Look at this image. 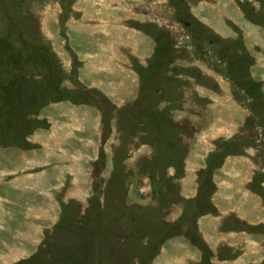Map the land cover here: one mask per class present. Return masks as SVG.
Masks as SVG:
<instances>
[{
	"label": "rangeland",
	"instance_id": "rangeland-1",
	"mask_svg": "<svg viewBox=\"0 0 264 264\" xmlns=\"http://www.w3.org/2000/svg\"><path fill=\"white\" fill-rule=\"evenodd\" d=\"M3 158L61 212L19 264H264V0H0Z\"/></svg>",
	"mask_w": 264,
	"mask_h": 264
},
{
	"label": "crops",
	"instance_id": "crops-1",
	"mask_svg": "<svg viewBox=\"0 0 264 264\" xmlns=\"http://www.w3.org/2000/svg\"><path fill=\"white\" fill-rule=\"evenodd\" d=\"M15 150H17L18 153L21 155L25 153L23 149H15ZM2 151L7 152L6 149H3ZM23 158L25 159L24 161V165H25L27 164V158L25 157ZM33 160H37V161H32L34 163L38 162V159L36 158H34ZM243 160L246 162L248 161V158L247 160L246 158H243ZM243 160L242 158H239L237 156L236 164L242 169L241 173L238 170V166L237 167L231 166L232 169L227 175H224V173L222 174L224 176V179L225 178L228 179L226 184L223 183L221 185L222 189L218 193V196L221 198V200L224 203V207H222L223 213H227L228 212L227 210H230L233 207L231 201L232 199L234 198L238 199L240 203L242 202V206H243L245 204V201L247 200L246 198L251 196L248 194L247 191L241 189L243 182L245 180L244 178L245 176L248 175L247 174L248 166L243 163ZM13 162H14V166H12ZM12 163L10 162V159L5 160V158H3L0 160V179L2 178L1 180L3 181V184L12 183L11 182L12 180L8 176L10 173L9 171L10 165L14 167L12 172H15L17 169L20 168L19 165H16L17 163L15 162V160L12 161ZM28 166H33V163L28 162ZM18 171H16L15 173H17ZM31 174L33 173H28V177H30ZM35 176L39 180V184H42L43 183L42 177L44 175L37 174ZM19 177L21 176L15 174L11 178L14 179ZM25 177H27V174ZM25 180L28 183V180L27 179ZM230 181H232V183H230ZM237 182H241L239 183L238 187L236 184ZM15 183L22 185V179L15 181ZM71 183L74 184L73 182ZM43 192H45L44 187L40 186V188L39 187L36 188L35 193L40 195L42 194V196L48 201L40 203L38 205L33 202V204L27 206L28 213H26L27 215L26 219L21 220L19 218L18 212L14 210L13 208L14 206L11 205L14 204V202L12 201L8 203L10 206L5 208L2 207L0 208V240L2 242V248H0V264H19L20 262L23 263L28 259L34 258L39 252L41 245L43 244V241L48 236V233L49 232L52 233V231L54 230V228H52L51 226L55 225V223L59 221L61 212L57 209L56 206H54L57 202H55L53 198L50 199L46 198L47 196ZM72 194H74V192L71 189V195ZM256 203H257L256 205L251 204V206L248 207V211L244 209L251 217L253 215L249 211V209L255 210V207L258 208L260 203L258 201H256ZM236 210H239L238 206ZM217 215L218 213L211 214V212L207 214L208 218L206 219L207 220L206 230L211 232H216L219 230L218 227H215L212 224L215 220L217 221ZM220 231L223 232L222 230ZM229 232L231 231L228 230L227 233Z\"/></svg>",
	"mask_w": 264,
	"mask_h": 264
}]
</instances>
